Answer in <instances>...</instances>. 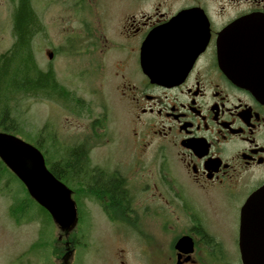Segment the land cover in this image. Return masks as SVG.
<instances>
[{"label":"flooded vegetation","instance_id":"obj_1","mask_svg":"<svg viewBox=\"0 0 264 264\" xmlns=\"http://www.w3.org/2000/svg\"><path fill=\"white\" fill-rule=\"evenodd\" d=\"M78 16L79 60L103 72L115 60L127 136L145 159L131 176L89 165L91 148L79 142L80 199L107 222L114 262L243 264L242 208L264 185V0H78ZM237 20L236 40L253 51L241 63L220 55L223 31ZM172 21L181 36L174 62L161 67L174 76L152 80L141 64L143 43ZM188 28L196 30L184 37ZM96 177L114 186H89ZM58 238L65 252L75 249L64 232Z\"/></svg>","mask_w":264,"mask_h":264},{"label":"rangeland","instance_id":"obj_2","mask_svg":"<svg viewBox=\"0 0 264 264\" xmlns=\"http://www.w3.org/2000/svg\"><path fill=\"white\" fill-rule=\"evenodd\" d=\"M13 4V0H0V57L15 41ZM31 4L42 28L31 42L35 60L41 69H53L73 99L63 100L54 92L46 96L43 92L10 91L0 103V119L9 114L18 126L9 132L34 145L39 142L50 162L86 140L91 148L89 165L108 170L115 166L131 176L139 174L145 159L137 158L127 136L125 106L116 89L122 80L113 72L115 60L106 61L109 64L104 72L95 71L90 61L79 60L78 0H31ZM48 52L53 53L52 58ZM12 72L16 73L15 67ZM90 124L105 130L88 133ZM0 130L4 131L2 126ZM73 187L75 197L79 196L80 219L76 228L65 234L75 244L70 264H117L108 246L107 222L100 214L95 220L96 206L80 199L77 183ZM25 194L24 184L0 163V264H60L65 254L58 238L61 230Z\"/></svg>","mask_w":264,"mask_h":264},{"label":"water","instance_id":"obj_3","mask_svg":"<svg viewBox=\"0 0 264 264\" xmlns=\"http://www.w3.org/2000/svg\"><path fill=\"white\" fill-rule=\"evenodd\" d=\"M172 21L169 27L153 30L143 43L141 64L143 71L152 80L172 78L161 67L174 62L171 58L176 46L175 38L181 36ZM239 20L229 25L222 34V60L241 63L253 55L251 44L236 40L235 30ZM188 28L184 37L192 36ZM165 33L161 39V32ZM192 32V33H191ZM208 38V35L206 36ZM207 40L204 42L206 44ZM197 46V45H196ZM198 44L188 63H192L203 48ZM242 48H245L243 50ZM50 58L53 53L48 52ZM0 159L23 182L29 195L51 215L57 227L68 235L78 224V206L73 197V189L56 177L48 168L45 156L36 145L7 131L0 130ZM240 250L243 264H264V185L256 189L245 202L241 212ZM74 249H68L60 264H70Z\"/></svg>","mask_w":264,"mask_h":264},{"label":"trees","instance_id":"obj_4","mask_svg":"<svg viewBox=\"0 0 264 264\" xmlns=\"http://www.w3.org/2000/svg\"><path fill=\"white\" fill-rule=\"evenodd\" d=\"M13 28L15 34L14 44L10 50L2 54L0 57V103L3 102V99L8 96L10 91H24L31 94L43 92L46 96L54 92L63 100L73 99L70 91L58 81L53 69L43 70L38 66L35 60L31 42L33 36L42 28L40 18L32 6L31 0H19L14 13ZM13 67H15L16 73L12 72ZM76 101L78 102V100ZM0 126H2L4 131L7 132L10 130H17L18 128L9 114L1 116ZM36 146L42 150V146L39 142H37ZM81 148H83L82 145L78 146V144H76L71 147L68 155L53 162L49 161L45 152L42 150L48 168L56 177L73 189V196L78 204L79 215L80 203L78 202L77 196L75 197L76 189L73 187V184H78V165H81V159L83 160V157L78 155V151H80ZM84 160L86 161L85 157ZM0 163L3 167H6V170L12 176L19 180L15 174L7 168L1 159ZM93 181L98 182L103 190L114 186L113 180H108L107 177L103 180L96 177V179L90 181L88 185L91 186ZM24 189L26 193L25 196L37 203L29 195L25 186ZM39 206L49 215L50 218H52L45 208L41 205Z\"/></svg>","mask_w":264,"mask_h":264}]
</instances>
